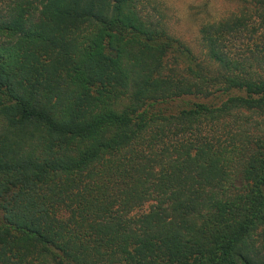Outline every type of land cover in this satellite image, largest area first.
<instances>
[{
  "label": "trees",
  "instance_id": "16d2710c",
  "mask_svg": "<svg viewBox=\"0 0 264 264\" xmlns=\"http://www.w3.org/2000/svg\"><path fill=\"white\" fill-rule=\"evenodd\" d=\"M139 1L0 0V264H264V0Z\"/></svg>",
  "mask_w": 264,
  "mask_h": 264
},
{
  "label": "rangeland",
  "instance_id": "374dc122",
  "mask_svg": "<svg viewBox=\"0 0 264 264\" xmlns=\"http://www.w3.org/2000/svg\"><path fill=\"white\" fill-rule=\"evenodd\" d=\"M239 0H140L139 7L146 18L158 24L165 33L182 41L198 58L206 56L200 40V28L211 22L228 19L240 8ZM198 100L187 96L178 98L168 104L174 111L187 102Z\"/></svg>",
  "mask_w": 264,
  "mask_h": 264
}]
</instances>
